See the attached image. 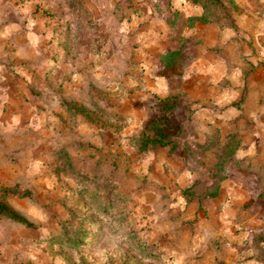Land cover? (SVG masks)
<instances>
[{
  "label": "rangeland",
  "instance_id": "1",
  "mask_svg": "<svg viewBox=\"0 0 264 264\" xmlns=\"http://www.w3.org/2000/svg\"><path fill=\"white\" fill-rule=\"evenodd\" d=\"M155 1L0 0V200L33 223L0 216V264H264L262 184L222 232L187 192L254 171L195 103L153 92L142 36ZM251 1L264 36V0ZM221 3L231 27L254 10ZM155 131L171 152L140 149Z\"/></svg>",
  "mask_w": 264,
  "mask_h": 264
},
{
  "label": "crops",
  "instance_id": "2",
  "mask_svg": "<svg viewBox=\"0 0 264 264\" xmlns=\"http://www.w3.org/2000/svg\"><path fill=\"white\" fill-rule=\"evenodd\" d=\"M232 2L235 8H257L251 0ZM146 6L151 13L142 38L148 42L144 62L153 92L159 98L185 97L195 103L193 119L203 121L210 134L234 137L236 157L252 162L250 181L241 175L227 178L215 197L203 200L195 196L192 201L199 206L201 200L200 217H210L206 224L227 231L243 202L258 197L260 188H251L249 183L264 186L262 19L254 8L249 16H233L231 27L220 17L219 21H204L201 4L190 0H156ZM246 25L252 31V47L243 40ZM171 53L174 59H167ZM187 173L183 180L193 182ZM259 194L256 215L264 214V190ZM260 223L257 221L258 226Z\"/></svg>",
  "mask_w": 264,
  "mask_h": 264
},
{
  "label": "trees",
  "instance_id": "3",
  "mask_svg": "<svg viewBox=\"0 0 264 264\" xmlns=\"http://www.w3.org/2000/svg\"><path fill=\"white\" fill-rule=\"evenodd\" d=\"M190 1H192L194 3L201 4V6L204 10V14H203V20L204 21H219L220 20V18L213 13L212 8H219V9L223 8V5L221 3L222 0H190ZM227 1L230 3L231 6H233L232 0H227ZM234 9H235V7H234ZM164 57L165 56L161 57V59H164ZM166 58L167 59H169V58L174 59L173 53L169 54ZM155 132H157V133H155ZM155 132H154L153 137L143 136V141H142V143H140L141 144L140 149L143 150V149L147 148L148 146H163V147L170 146L169 152H171L174 149V143H175L172 140V138L167 137V135L164 134V132H162V131H155ZM219 183H220L219 180H217L216 182H213L210 187H207L202 192H197L195 189L196 186L189 187L187 189V192H189L191 196H197L201 199H205L207 197L213 198L217 195V193L219 191V188H218ZM0 216L4 217L6 219L12 220V221L19 223L21 225H24L26 227H33L32 222H30L27 218H25L20 213L13 210L3 200H0Z\"/></svg>",
  "mask_w": 264,
  "mask_h": 264
}]
</instances>
